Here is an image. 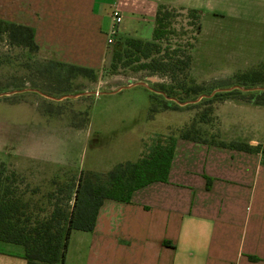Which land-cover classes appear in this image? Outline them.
Instances as JSON below:
<instances>
[{
    "label": "rangeland",
    "instance_id": "rangeland-1",
    "mask_svg": "<svg viewBox=\"0 0 264 264\" xmlns=\"http://www.w3.org/2000/svg\"><path fill=\"white\" fill-rule=\"evenodd\" d=\"M160 4L175 10L173 42L184 46L196 36L187 75L177 71L172 82L169 76L131 67L112 73L109 61L94 77L72 76L50 59L49 48L31 52L10 42L7 34L0 35V151H20L38 141L35 136L43 141L48 136L60 153L52 161L57 168L44 171L54 175L51 179H28L24 172L6 167L13 193L38 217L48 215L56 203L71 206L81 171L105 172L118 162L135 160L145 143L157 135L177 136L201 112L209 122L197 124L198 135L209 141L218 133L222 113H229L234 104L255 103L221 101L220 91L233 85L264 88V0H118L112 9L122 20L107 44L109 52L125 36L149 38ZM195 6L199 32L186 15ZM98 39V46L103 45L104 34ZM158 83L184 85L177 95L181 100L164 97ZM192 86L198 87L196 93L185 95L184 89ZM257 102L264 104V95ZM26 180L35 184H25Z\"/></svg>",
    "mask_w": 264,
    "mask_h": 264
},
{
    "label": "crops",
    "instance_id": "crops-1",
    "mask_svg": "<svg viewBox=\"0 0 264 264\" xmlns=\"http://www.w3.org/2000/svg\"><path fill=\"white\" fill-rule=\"evenodd\" d=\"M117 1L0 0V19L30 26L52 61L97 71L110 62L106 39ZM238 104L219 118L220 140L264 146V108ZM35 138L20 151L3 148L0 161L28 179H51L45 172L57 168L58 144ZM0 264H27L23 247L0 241ZM64 264H264L261 151L178 138L167 181L135 190L129 202L104 199L92 230L71 231Z\"/></svg>",
    "mask_w": 264,
    "mask_h": 264
},
{
    "label": "trees",
    "instance_id": "trees-1",
    "mask_svg": "<svg viewBox=\"0 0 264 264\" xmlns=\"http://www.w3.org/2000/svg\"><path fill=\"white\" fill-rule=\"evenodd\" d=\"M174 9L160 4L154 15V26L150 39L125 36L119 46L111 52L109 68L116 73L119 67H131L133 71H149L170 77L175 80L177 71L187 70L192 61V49L196 36L187 40L184 46L173 42L176 33L174 27ZM186 15L195 32H199L200 12L198 9H187ZM7 34L13 44L24 46L36 52L38 46L34 41V30L30 26L16 24L0 19V35ZM175 47H172V46ZM181 52V55H178ZM65 67L72 76L94 77L92 68L55 62ZM184 75H187L184 72ZM172 83H158L157 90L164 97L181 100L183 88ZM243 88H240V87ZM198 87L184 89L185 95L196 93ZM264 95L263 87L258 85H233L226 91L217 93L219 100H251L257 104ZM155 95L150 94L154 99ZM183 99V98H182ZM186 99V98H184ZM211 100L208 98L207 100ZM249 101V102H251ZM253 101V102H254ZM150 111L155 108L150 107ZM207 113L201 112L191 123L183 128L177 136L157 135L135 160L116 163L106 172L81 171L73 193L70 207L54 204L48 215L38 217L29 209L19 195H15L6 175L5 166L0 162V241L21 245L27 264H64L65 251L72 230L90 231L93 229L98 210L104 199L129 202L132 193L152 182H166L178 138L201 141L221 147H229L245 152H260L264 161V146L250 145L244 142L220 140L218 133L206 140L198 135L197 124L208 123Z\"/></svg>",
    "mask_w": 264,
    "mask_h": 264
},
{
    "label": "built area",
    "instance_id": "built-area-1",
    "mask_svg": "<svg viewBox=\"0 0 264 264\" xmlns=\"http://www.w3.org/2000/svg\"><path fill=\"white\" fill-rule=\"evenodd\" d=\"M110 17H111V22L109 29L107 31V39H106L108 45L113 42V37L117 33V26L120 24L122 20V15L116 8H113L111 10Z\"/></svg>",
    "mask_w": 264,
    "mask_h": 264
}]
</instances>
